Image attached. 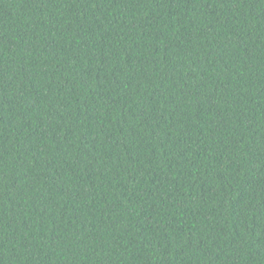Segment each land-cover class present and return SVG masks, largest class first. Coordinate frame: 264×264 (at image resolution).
<instances>
[{"label": "trees", "instance_id": "1", "mask_svg": "<svg viewBox=\"0 0 264 264\" xmlns=\"http://www.w3.org/2000/svg\"><path fill=\"white\" fill-rule=\"evenodd\" d=\"M0 264H264V0H0Z\"/></svg>", "mask_w": 264, "mask_h": 264}]
</instances>
